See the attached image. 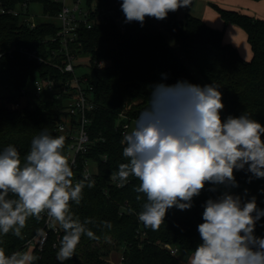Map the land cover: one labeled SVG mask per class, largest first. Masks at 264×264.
Masks as SVG:
<instances>
[{
  "label": "trees",
  "instance_id": "trees-1",
  "mask_svg": "<svg viewBox=\"0 0 264 264\" xmlns=\"http://www.w3.org/2000/svg\"><path fill=\"white\" fill-rule=\"evenodd\" d=\"M86 1L101 5L122 2ZM23 3L29 6L41 3L44 13L53 17L61 9L57 0H0V10L17 8ZM217 7L224 26L235 23L245 29L253 51L250 59L244 58L239 48L225 39L224 28L191 12L184 18L178 10L170 12L164 20L146 17L143 26L134 21L126 23L124 30L114 22L80 28L78 41L82 50L90 53L93 60L108 61L106 68L95 71L92 81V100L96 107L88 114L87 129L94 143L89 153L79 157L81 169L88 158L98 163L99 170L93 179L94 186L84 187L80 204L71 203L75 217L94 221L87 227L96 238L82 236L74 256L63 264H115L111 255L113 250L120 249L126 264H182L181 257L172 254L165 244L189 252L202 243L197 227L203 223V205L207 199H216L225 192L224 185L206 184L200 195L193 198L190 209H168L164 222L153 231L138 220V213L146 202V196L134 190L140 184L139 179L129 177L122 187L112 185L110 180L119 166L127 163L123 156L125 145L121 143L124 120L120 112L134 103L129 114L137 119L149 107L157 84L174 86L187 81L203 87L199 75L206 85L213 84L222 93V120L230 115L247 114L264 125V18L237 8ZM58 29L53 21H41L31 27L23 14L0 11V90L9 89L0 94V151L13 145L22 162L33 138L42 131L65 137L64 148L69 145V139L57 131L56 122L65 107V97L41 98L33 104L30 96L21 93L22 89L31 88L37 77H53L58 81L69 78L54 64L30 59L19 51L26 46L48 59L58 44L47 38ZM76 47L74 44V51ZM18 101L21 106L13 108L12 103ZM79 176L83 178L81 172ZM234 176L238 187L231 191L227 187V191L241 196L243 201L255 197L257 207L264 210V199L258 197L257 191L264 184V178L254 177L247 171V165L244 170H234ZM213 187L216 191L209 190ZM104 221L110 222L111 227H105ZM44 224L43 213L39 218H28L21 236L11 232L0 234V248L6 255L26 251L28 242L41 233ZM60 233L62 238V229ZM254 235L264 237V216L256 222ZM55 242L57 234L51 230L44 248H33L32 253L38 257L34 264H61L56 255L59 245L55 247Z\"/></svg>",
  "mask_w": 264,
  "mask_h": 264
},
{
  "label": "clouds",
  "instance_id": "clouds-1",
  "mask_svg": "<svg viewBox=\"0 0 264 264\" xmlns=\"http://www.w3.org/2000/svg\"><path fill=\"white\" fill-rule=\"evenodd\" d=\"M191 0H122L125 23L145 18L164 20L170 12L188 7ZM222 93L210 84L178 82L174 86L157 84L149 107L141 112L131 132L121 143L127 163L121 164L113 179L124 186L129 177L138 178L137 193L146 196L138 220L153 231L164 222L172 207L190 209L193 198L206 184L238 187L234 170L264 178V125L247 114L221 118ZM65 137L42 131L31 142L24 161L17 148L8 145L0 151V234L21 236L28 218L46 213L50 227L63 230L57 260H70L82 236L95 239L71 210L79 205L85 186H94L87 173L73 182L72 165L64 154ZM216 191V188H210ZM137 199H140L138 196ZM203 223L197 227L202 243L186 264H264V237H256V222L264 216L255 197L223 192L203 205ZM111 227L108 221L102 222ZM30 251L6 255L0 248V264H34Z\"/></svg>",
  "mask_w": 264,
  "mask_h": 264
},
{
  "label": "built area",
  "instance_id": "built-area-1",
  "mask_svg": "<svg viewBox=\"0 0 264 264\" xmlns=\"http://www.w3.org/2000/svg\"><path fill=\"white\" fill-rule=\"evenodd\" d=\"M61 3V9L57 15L50 16L44 13L47 17L58 18L60 23L57 24L59 29L56 34L49 36L47 40L52 43H57L58 46L52 48L50 56L46 59L40 55L36 50H30L26 46L19 48V51L26 54L30 59H36L39 62H50L59 67L61 71L69 78L66 80L58 81L53 77H37L31 84V88L22 89L23 96H30L31 103L35 104L41 98V94L48 90L54 93L57 98L65 97V107L62 112L57 115V131L65 135L69 139V145L64 148V154L69 159L74 172L73 182L80 180L79 173L84 176L85 173L89 174L92 179H95L98 173V163L93 159H86L82 169L79 166V157L91 151V146L94 140L91 138L87 129L90 122L88 116L89 112L96 107L92 100V81L95 79V71L97 69H104L108 65L105 60H93L90 53L82 50L81 42L79 40V30L82 26L92 28L97 24H108L114 22L121 29H126L125 15L121 10L122 2H116L111 5H101L96 2L89 4L86 0H73V4L68 3L69 0H57ZM189 7V6H188ZM187 8V7H186ZM2 13L11 12L13 14H23L25 21L35 27L38 21L30 18L29 5L23 3L17 8L0 10ZM29 12V13H27ZM77 44L76 50H73V45ZM2 53H0V56ZM86 58V59H85ZM90 66L91 70L87 72H78L79 67ZM134 103L129 104L124 110L120 112V118L123 122V134L131 132L132 119L129 110ZM21 102L12 103L13 108H19ZM106 159L107 156L104 155ZM91 162L96 164L97 168H91ZM81 169V170H80ZM114 175V174H113ZM112 175V177H113ZM111 177L110 183L121 187L118 181ZM106 192L108 190L106 189ZM45 216V224L41 233L33 240L28 242V247L33 246L42 250L48 240L49 232L52 230L57 234V242L55 247L59 245L61 239L60 228L57 225L55 228L50 227L51 221ZM165 246L171 251L172 254L179 256V248L169 243ZM121 262L126 261L123 253H121ZM112 263L119 264L111 260ZM126 264V263H125Z\"/></svg>",
  "mask_w": 264,
  "mask_h": 264
},
{
  "label": "rangeland",
  "instance_id": "rangeland-1",
  "mask_svg": "<svg viewBox=\"0 0 264 264\" xmlns=\"http://www.w3.org/2000/svg\"><path fill=\"white\" fill-rule=\"evenodd\" d=\"M68 3L70 5L73 4V0H69ZM217 5L227 8H237L240 9L243 12L252 14L256 17H262L264 18V0H191V3L189 7H182L179 8V16L181 18H184L186 13L191 12L198 16L203 17L207 22L211 23L212 25L222 27L224 28V35L225 38L232 41L234 44H236L239 48V50L244 54L246 51H251L252 47L250 43L248 42L245 29L235 23H229L226 26H224V20L223 17L217 7ZM30 14L28 15L30 18H33L34 20L41 22V21H53L57 24L60 23V20L58 18L53 17H47L44 15L43 5L41 3H31L29 6ZM86 59V58H85ZM190 68L196 72V69L189 65ZM90 66H83L78 68V72H87L90 71ZM197 74V72H196ZM199 80L202 82L203 85H206L205 82L202 80L201 77H199ZM12 89V88H11ZM31 93L33 96V90L31 86ZM9 92V89H1L0 94ZM54 93L52 91H44L41 94L40 98H53ZM1 100V99H0ZM1 102V101H0ZM135 126V121L132 122L131 131L133 127ZM91 168H97L96 164L91 162ZM233 189H236V187H229L228 190L231 191ZM224 191H227L226 187L223 188ZM258 197L260 199H264V184H261L258 189ZM113 254L111 255V259L119 264H125V261L121 262V253L122 249L120 250H113ZM192 251L189 252H182L179 251V256L182 259H187V256L191 254Z\"/></svg>",
  "mask_w": 264,
  "mask_h": 264
},
{
  "label": "crops",
  "instance_id": "crops-1",
  "mask_svg": "<svg viewBox=\"0 0 264 264\" xmlns=\"http://www.w3.org/2000/svg\"><path fill=\"white\" fill-rule=\"evenodd\" d=\"M209 23V22H208ZM211 24V23H210ZM215 26V25H214ZM218 27V26H217ZM226 39V38H225ZM227 41H229V42H232V41H230V40H228V39H226ZM233 43V42H232ZM234 44V43H233ZM236 45V44H235ZM237 46V45H236ZM238 47V46H237ZM241 52V51H240ZM241 54H242V56L244 57V58H246V59H250L251 57H252V54H253V51L251 50V51H246V53H242L241 52ZM32 250H33V246H30V247H28L27 249H26V251H30V252H32ZM181 262H182V264H186V260L185 259H182L181 258Z\"/></svg>",
  "mask_w": 264,
  "mask_h": 264
}]
</instances>
